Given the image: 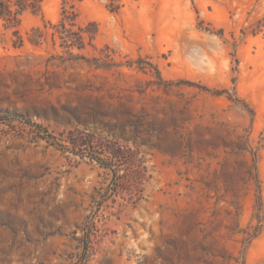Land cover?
<instances>
[{
  "label": "rangeland",
  "instance_id": "374dc122",
  "mask_svg": "<svg viewBox=\"0 0 264 264\" xmlns=\"http://www.w3.org/2000/svg\"><path fill=\"white\" fill-rule=\"evenodd\" d=\"M41 1L0 18V264H264V0Z\"/></svg>",
  "mask_w": 264,
  "mask_h": 264
},
{
  "label": "trees",
  "instance_id": "16d2710c",
  "mask_svg": "<svg viewBox=\"0 0 264 264\" xmlns=\"http://www.w3.org/2000/svg\"><path fill=\"white\" fill-rule=\"evenodd\" d=\"M81 1L83 0H63V19L60 26L63 28L64 33L67 32L66 28L68 24L74 26V23L71 22L76 17L74 11L75 2ZM41 11V0H0V18L5 22L6 28L19 27L22 17L26 13L39 15ZM79 37L81 36L79 35ZM65 42L67 43L66 40ZM69 145L71 146L72 153L82 159L89 157L91 160L98 162L104 169H112V164L120 162L122 156L130 153L118 141L106 142L105 139L102 140L84 131L73 133ZM101 148L107 152V156L98 152Z\"/></svg>",
  "mask_w": 264,
  "mask_h": 264
}]
</instances>
